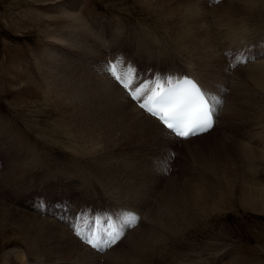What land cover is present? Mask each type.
Listing matches in <instances>:
<instances>
[{
	"label": "rangeland",
	"instance_id": "1",
	"mask_svg": "<svg viewBox=\"0 0 264 264\" xmlns=\"http://www.w3.org/2000/svg\"><path fill=\"white\" fill-rule=\"evenodd\" d=\"M207 1L0 0V264H18L12 257L16 250L26 252L25 264H55L50 250L47 255V248L40 251L36 241L31 243L45 233L15 223L17 217L53 221L71 236L60 218L44 212V203L38 205L41 196L48 205L68 200L73 205L67 211L78 216V208L90 212L85 220L92 225L93 217L130 212L134 205L125 195L131 186L148 192L154 187L156 197L169 182L177 186L190 220L177 214L173 225L179 234L147 252L141 264H264L260 197L255 205L240 192L223 190L219 207L201 203L197 208L209 193L204 194V183L217 176L212 161L221 151L209 145L221 133V120L227 121L229 153L237 171H245L244 183L264 191V51L248 56L264 44V0ZM118 58L141 80L188 73L192 67L203 85L226 71L235 82L224 84L218 127L186 145L161 141L140 147L109 134L93 117L85 93L96 85L99 71H107L108 59ZM213 83L210 91H216ZM233 83L246 85L249 93L246 89L237 99ZM228 107L238 111L225 117ZM142 215L113 249L126 251L128 236L146 226ZM121 260L128 264L126 257Z\"/></svg>",
	"mask_w": 264,
	"mask_h": 264
},
{
	"label": "bare ground",
	"instance_id": "2",
	"mask_svg": "<svg viewBox=\"0 0 264 264\" xmlns=\"http://www.w3.org/2000/svg\"><path fill=\"white\" fill-rule=\"evenodd\" d=\"M209 1H218V0H209ZM209 1H207V2H209ZM185 2H186V0H185ZM65 12L69 14L70 11H68V12L65 11ZM72 14H73V12H71V16H74V14L73 15ZM212 36H214V35H212ZM208 37H210V36H208ZM146 43H148V42H146ZM242 47H241V49H242ZM260 47H261V49L259 48L260 52L257 53L258 57L263 55L264 44L260 45ZM217 49H219V48H217ZM194 50H196V48H194ZM215 50H214V52L218 51V50H216V51ZM213 53H212V55H213ZM218 53H216V54H218ZM163 58H165V57L163 56ZM110 61L113 62L112 60L108 59V62H107L108 65H106V63H105L106 69H108ZM228 65H229V63H228ZM190 68L191 69H188V73H186V74H190L187 77L195 80L201 87H203V89L205 91L211 93L213 96H216L220 100H221V95L219 93H222L227 89V88L225 89L224 84H229V83L235 82V81H229V79H228L229 77L226 76L227 72L224 71L222 68V70H223L222 72L223 73L225 72V73H224L223 77L221 76L220 80L215 81L212 77L211 78L209 77L210 81H207L205 84L202 85L200 83V79H201L200 76L201 75L199 76V73L196 72L195 67H193V68H195V70H192V67H190ZM263 70H264V67H263ZM215 71H217V70L214 69V72ZM172 74H170V75H172ZM184 74L185 73H179L177 75L181 76ZM177 75L173 74L172 77L175 78ZM97 76H98V78H97L98 80H96L94 82V84H96V85L89 87L91 92H89L87 94L85 93L86 96L84 95L88 99L89 106L92 108L91 111L94 115V116L93 115L92 116L97 117L99 119V121H98L99 124L102 127L105 126L108 129L109 134L112 133L116 136H122L123 139L130 140V142L134 141V143L136 145H139L140 147L141 146L145 147L151 143H156V142H161V141H164L167 144H172V141H173V142H176V144L179 143V144L186 145L187 142L192 140V139H198L199 137L204 138V136L211 134L216 129L215 128L216 125L218 127V119L217 118L219 117V119H220V117H221L220 115H222L224 112V104L222 102V104L220 105L218 116L215 120V125L212 128L213 130L211 129L204 134L197 135V136L191 137V138L186 139V140H181L180 138L176 137L174 134L170 133L166 128H164L163 125L159 122V120H157L155 117L150 116L144 110L139 108L138 105H139L140 101H133L131 99V97L127 94V92L111 77V75L108 73V71H104V73H101V70H100L99 73L97 74ZM215 77H217V76H215ZM132 78L136 82L135 86H139V84H142L145 81H147L145 79L141 80L138 76H135L134 73H132ZM213 82L217 83V85H216V91L217 92L215 90H212V91L209 90V88L211 86L213 87V85H214ZM233 85H236L237 91L235 93L237 94L236 96H237V99H239V100H240V98H243L246 95L245 94L246 89H247V91L249 90L246 85L239 86L240 85L239 83L238 84L233 83ZM237 86H239V87H237ZM263 86H264V84H263ZM212 87H211V89H212ZM248 87H249V85H248ZM60 93H61V91H60ZM248 93H249V91H248ZM68 95H69V93H68ZM86 98H84L85 101H86ZM240 104H242V103H240ZM234 110L238 111L237 108L228 107L227 111L225 112V114L223 116L228 117L230 115L236 114ZM222 119H223V117H222ZM220 123H221V125H220ZM225 123L227 126V121L221 120V122H219V127L221 129V133L218 136H215L213 138L214 141H212L211 144L209 145V146L217 145L221 151V156L218 157L217 161H215V162L212 161V163L214 165L212 169H214V171H217V176H215L216 178L213 181L204 183V185H205L204 194L207 193L208 191H209V193L204 196L203 201L197 203V208H199V205L201 203H205L207 205H214L215 203H217V206L219 207V199L224 194L223 192H221L223 190H226L225 193H231V192L238 193V192H240L243 198H245L248 201H251V203H253L255 205H256V200L258 197H260L264 202V191L259 189L256 186L246 185L243 181V174L245 171L241 172V173H239L237 171L238 164L235 162V160L233 159V157L229 153V147L231 145V142L228 140V135H227L226 128H225ZM93 126H95V125H93ZM231 128L232 127H229L228 129L230 130ZM154 137L159 139V141H154V139H155ZM121 141H123V140H120V142ZM172 153H174V151ZM216 163L220 164V165H215ZM203 168H204V171L210 170L209 166L208 167L205 166ZM205 168H207V169H205ZM209 175H213V174L210 173ZM210 178L211 177H209L208 180H210ZM91 179L92 178H90V177L85 178V180H87V181H91ZM166 185H167L166 187H169V188L162 191V193L160 192L156 196L157 198L155 197V194L157 192L154 193L155 192L154 187H152L153 188L152 191L149 190L150 192H148V189L146 191L143 189L139 190L140 188L137 189L135 187L133 188L132 186H131L132 188L131 187L128 188L129 192H127L128 194H126L125 197H127L128 200L131 201V204H133L135 206V207L133 206L134 208L133 207L130 208V212L132 210H135L138 217H140L142 215V213H144L145 216L144 215H142V216H144V223H146V226L135 229L134 232L128 236V240L126 239V241L127 242L129 241V242L127 244L126 251L120 250L119 248L116 249V247H115V249L112 248L113 249L112 250L110 248V250H108L102 254L97 253V252L95 253L94 250L92 251L91 249H89V246L82 243L79 238H78V240L81 243H78L74 237H71L72 235L70 236L65 230H62L63 227L62 228L59 227L53 221L50 222L48 220H37L35 217H31L27 222H24V220L22 218L17 217L15 219V223L19 226L31 227V230L34 231L35 233H37L38 235H42L43 233H45V236L43 238H41V236H35L31 243L36 241V243H35L36 247H39L40 251L47 248V249H45V252L47 253V255L49 254L48 251L50 250L49 257H51V261H54L55 264H61L62 261H65L66 264L67 263L68 264H102L103 262L101 259H102V257L104 258V256L106 259H108V258H110V260L113 259L115 261L114 264H122V262L124 260L122 261L121 259L123 257H126L125 261H128V264H133V262H135L136 264H141L143 262V260L144 261L148 260V258H149L148 254L149 253H147V252H150L151 250H155V248L158 246L164 245L165 242L170 241V240H167L168 237L170 238L171 235L177 234L179 232L176 229V227H174V225H173V220L177 214H179V213L181 214L182 220L184 222H186L187 219H188V221L190 220L189 216L186 215L185 210L181 207V204H180L181 194L177 192V190H176L177 186H175V184L171 183V182L167 183ZM209 188H210V190H209ZM147 193H149V194H147ZM196 197L198 198L199 195H197ZM125 202H126V199H125ZM43 203H44L43 208L46 210L47 202L44 199L41 200V204H43ZM59 205H66V204H65V202H63L59 199ZM88 211H89V209H88ZM131 213H134V212H131ZM112 216L114 218H116L114 214H112ZM35 221L38 222V225H33L35 223ZM139 222H140V220H139ZM139 222L137 224H139ZM137 224H136V226H137ZM62 226H64V225H62ZM68 232L70 233V231H68ZM33 248L34 247L31 248V252L29 251L30 254H32V256L35 254L33 251ZM212 249H213V247H211V250ZM5 254H7V253L2 254L1 256H4ZM42 254H45V253L44 252L40 253V255H38V256L40 257ZM133 254H136V257H134ZM219 255H220V253H217L216 258ZM12 257L15 259V262L16 261L18 262V264L19 263L25 264L27 254L25 251H17L16 250V252H13ZM36 258H37V256H36ZM34 260H36V259H34ZM48 261H49V259H48ZM120 261H121V263H120ZM29 264H31V263H29Z\"/></svg>",
	"mask_w": 264,
	"mask_h": 264
},
{
	"label": "snow or ice",
	"instance_id": "3",
	"mask_svg": "<svg viewBox=\"0 0 264 264\" xmlns=\"http://www.w3.org/2000/svg\"><path fill=\"white\" fill-rule=\"evenodd\" d=\"M124 61L109 62L108 73L127 92L133 101H140L139 108L160 121L176 137L189 139L212 129L222 100L203 90L188 77H163L159 74L139 86L132 78L134 69L124 70ZM83 214H81L82 216ZM81 216L77 217L80 220ZM139 217L135 213H122L119 218L111 215L97 216V228L87 232L73 225L74 234L97 253L116 246L126 235V229L135 227Z\"/></svg>",
	"mask_w": 264,
	"mask_h": 264
}]
</instances>
